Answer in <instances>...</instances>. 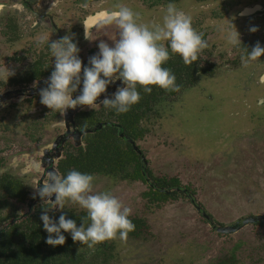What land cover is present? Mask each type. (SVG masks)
I'll return each instance as SVG.
<instances>
[{
    "label": "rangeland",
    "instance_id": "1",
    "mask_svg": "<svg viewBox=\"0 0 264 264\" xmlns=\"http://www.w3.org/2000/svg\"><path fill=\"white\" fill-rule=\"evenodd\" d=\"M116 1L119 6L135 5L150 11L151 7L165 5L170 0H106L96 5L87 4V7L83 6L84 0L65 1L59 8L62 17H57V11L53 10L45 21L39 20L41 24L36 30L29 31V39L10 48L1 45L5 40L1 30L3 21L0 20V55L9 51L8 60L2 64L0 62V71L6 73L7 66L13 68L20 60L28 63L32 58L50 54V40L67 35L86 14L98 12L105 6L109 10H116ZM191 1L187 4V0H176L175 3L178 9L191 17L192 27L208 41V47L202 50L203 56L218 65L217 74L220 75L205 79L187 90L167 111L162 131L169 137L171 145L165 143L164 134H157L154 124V136L141 146L150 160V168L160 175L178 176L183 186L192 189L199 204L218 222L228 226L248 216L264 215V139L257 140L264 138V105L261 102L264 99V84L259 79L264 74V55L247 67L228 65V59L235 57V50L221 38L223 35L219 28L228 25L223 18L232 7H229L231 2L204 0L201 4L196 0ZM7 2L3 14L11 12L22 29L29 30L37 26L35 22L38 19L34 15L41 13L38 7L49 1L35 0L27 7L23 6L22 0ZM238 3H243V0ZM160 7L161 12L164 8ZM161 16L156 13L150 17V13H146V16L141 15V22L159 23ZM50 18L51 22L48 21ZM98 31H101V37L93 38L79 52L82 66L87 65L88 58L98 52V43L101 40L106 42V35L110 46L111 39L118 35L117 29L109 21L98 25L95 33ZM42 37L44 42L40 43ZM257 38L259 43L264 44L263 32ZM49 57L53 62L54 58ZM172 101L170 98L159 105L160 112ZM5 105L0 92V124L12 119L11 113H4L7 112L4 111ZM41 123L42 120H38L26 129L16 128L12 123L14 126L10 131L18 137L0 136V159L8 171L15 172L10 162L16 154L42 148L50 141L51 135L40 127ZM252 132L257 138L250 136ZM219 157L226 160L221 162ZM15 174L21 175V171L17 170ZM145 190L146 186L142 183L94 181V192H111L135 215L137 212L141 215L145 213L143 215L152 227V237L148 236L147 240L139 243L127 241L122 243L124 245H118L121 248L119 254L116 253L118 259L112 264H160L158 257L163 256L192 257L184 264H214L219 258L231 256L233 252L237 254L238 264H264V227L248 226L238 233L219 235L184 198L158 208L147 207L141 197ZM66 205L81 209L76 204ZM17 211L11 206L8 213ZM19 212L26 213V210L19 209ZM201 256L206 258L201 260Z\"/></svg>",
    "mask_w": 264,
    "mask_h": 264
},
{
    "label": "flooded vegetation",
    "instance_id": "2",
    "mask_svg": "<svg viewBox=\"0 0 264 264\" xmlns=\"http://www.w3.org/2000/svg\"><path fill=\"white\" fill-rule=\"evenodd\" d=\"M22 1L23 6L27 7L30 2L35 0ZM43 1L46 2L47 0ZM48 1V3H43V6L38 7L41 10V13L37 12L34 15L35 18L38 19H36L37 22H35L37 26L29 28V30H24L11 12L7 11L3 14L4 9L8 6V2L7 0H0V20L3 21L1 23V30L2 36L5 40L1 45L10 48L27 38L29 39V31L37 29L39 24H41L39 20L41 22L45 21L49 14H53V10L57 11V17H62L63 13H60L59 8L65 1L69 2L70 0ZM104 1L106 0H84L83 4L96 5ZM175 1L176 0H170L167 1L165 5L153 6L150 10L152 12L145 11L141 7L135 5H129L126 7L130 8L135 13H139L138 22H141V15L146 16V13H150V17H153L156 13H160L163 16L167 4L172 2L176 6ZM238 1L239 0H229V2H231L229 7H232L229 9L227 8L228 14L223 18L228 25L232 23L240 33L242 44L239 48L234 47L235 57L233 59H228V65L237 68L241 65V55H246L247 51L251 50V48L256 45L259 41L257 36L261 32L264 34V0H243V3L236 4ZM191 2L193 1L187 0L186 3L188 4ZM196 2L202 4L205 1L196 0ZM115 3L119 6L117 1ZM160 6H163L164 8L161 12L160 8L162 7ZM106 7L107 6L98 12L86 14L84 18L82 17L83 19L80 20V22L76 23L75 26L68 31L67 35L73 37L74 42L77 43L80 51L85 44L89 42V40L84 39V32L88 28L86 24H88L91 17L102 15L103 13L108 15L112 10H109ZM51 20V18L48 19L49 22H51ZM107 21H109V15L108 18L100 20L91 28V30H89L92 33V39L101 34V31L95 33L98 25ZM252 27H256L257 31L251 32L250 28ZM106 42L109 43L107 35ZM261 46L264 47V44H261ZM8 53L9 51H4L2 55H0L1 64L8 60ZM49 55L50 54L45 56L42 55L41 57L37 56L28 61V63L20 60L19 63L16 64L17 66L14 65L13 68H8L7 66L8 70L6 69V74L10 72L12 74L9 76L8 80L6 76L4 79H0V92L3 94V100H5L7 104L4 106V111L7 112L4 113H11L12 115L10 122L0 124V136L7 135L8 138L14 136L18 137V135H14L10 131L14 125L17 126L16 128L26 129V127L33 125V123H36L38 120H42L40 127L51 135L49 139L50 141L48 140L49 142L47 145L43 144L42 148H34L28 152H20L19 155L16 154V156L12 158L10 166L15 172L20 170L21 175H17L13 171H8L5 163L0 159V201H3V204L0 207V260H3L1 261V264H15L18 260H21L18 264H112L118 259L116 253L119 254V249H121L118 245L127 241L139 243L147 240L148 236L152 237V227L149 220L144 216L145 213H142L141 215L137 212L135 215L131 211L129 219L135 227L133 231L128 233L126 240L122 241L117 237L112 240L104 241L96 245L93 249H89L86 245L74 242L69 233H64L66 238L63 245H48L45 243L48 233L43 229V224L40 220L42 212L46 210L47 214L54 222L58 220L61 214H64L66 217L72 215L79 219L86 216L83 209L76 210L69 205H65L64 209H59L58 207L51 208L54 206L51 201L44 202L36 195L37 188L41 183L48 182L49 173L51 172H56L63 176L70 170H77L82 173L93 174L95 176V181L105 180L113 184L142 183L146 186V190L141 194V197L143 201L146 202L147 207L154 206L158 208L163 204L169 202L173 203L180 198H184L192 204L196 211L202 216L203 220L219 235L228 236L238 233L248 226L264 227L263 214L248 216L242 221L235 222L228 226L221 224L212 214L207 212L204 207L199 204L195 193L190 187L183 186L178 176L160 175L150 168L148 162L150 160L147 158V153L141 146V143L143 142H150L156 129L157 134H164L162 131V122L167 117L166 113L167 111H170L174 102L179 99L182 94L187 90L196 87L203 80L220 75L217 74L218 65L213 64L210 60L208 61L203 56L202 51L199 53L198 60L192 65H185L179 55L170 53L168 61L163 66L168 68L172 73L179 68L183 69L182 72H184V76L181 83H178L177 81L179 75L176 72L174 74L176 77V83L180 86L179 91H165L157 87L156 95L155 93L153 94L154 102L150 103L147 107L141 108V114L143 115L140 120L134 124V118H131L136 129L134 132L130 131L127 125L121 124V121L117 118L114 112L105 109L103 105H98L106 96L111 98L116 89L123 86L120 80H116L114 83L109 84L105 93H102L101 96L97 98V105H93L92 108L89 106H77L75 109H67L65 113L61 115L57 112H51L50 109L42 105L40 103L39 91L41 88L46 87V81L54 67V63ZM262 76H264V74H262ZM261 83L264 84V82ZM152 92H154V88ZM79 94L78 87L77 91L73 93V98ZM170 98L173 99V101L170 102L168 106H165L160 112L159 105L165 103L166 100ZM261 102L263 103L262 105H264V99H262ZM92 113L94 114V123L90 124L87 121V116ZM159 122L160 124H158ZM12 123L15 124L13 125ZM108 128L114 130L111 133L115 135L117 143L127 145V150L131 147L132 151L139 157L141 163V179L138 178L131 181L125 179L120 173H118V176L114 177L102 173L101 171H88L87 169H82L81 166H78L80 165L79 163L83 155L87 153L86 148L88 143L86 142V136L97 135L103 131H107ZM127 133L129 135H127ZM252 133L253 134L249 133L250 136L257 138L255 132ZM164 136L165 143L168 142V145H171L168 141L169 137L165 134ZM263 139L264 138H257V140ZM214 160L218 161V159ZM219 160L224 162L226 159L224 157H219ZM37 165L38 168L36 167ZM131 165L133 166V164ZM105 167L108 168L107 165H105ZM129 171L132 173L133 168ZM172 180H176L178 183H173ZM10 181L15 183L13 184V187L14 190L16 189L19 196L12 197L11 194L8 193L7 185ZM157 181H166V187H159ZM49 199L54 201L55 196L53 195ZM11 206H14L15 211H17V209L18 211L19 209H22L26 210V213H18V211L13 214L10 212L8 213ZM252 219H255L256 221L247 222ZM244 222H247V224H244ZM32 224H35L34 226L38 228L32 230ZM77 226H81V223L77 222ZM12 233H15V235L12 238V245H10L6 243V241L8 237H11ZM9 256L10 260L7 262L5 259ZM189 257L175 258L163 256L158 257V259L160 264H184ZM200 258L202 260L205 259L206 256H201ZM11 259L13 260L12 262ZM30 259H33L34 261L31 262ZM236 259L237 254L233 252L231 256L226 255L219 258L214 264H238ZM259 264H263V262Z\"/></svg>",
    "mask_w": 264,
    "mask_h": 264
},
{
    "label": "clouds",
    "instance_id": "3",
    "mask_svg": "<svg viewBox=\"0 0 264 264\" xmlns=\"http://www.w3.org/2000/svg\"><path fill=\"white\" fill-rule=\"evenodd\" d=\"M83 6L87 7L86 4ZM108 15L109 23L115 26L118 35L111 39V46L101 40L97 45L98 52L88 58L87 66H82L80 49L71 35L48 42L54 67L46 87L40 89L39 97L40 103L51 112L63 115L67 109L77 106L92 108L97 105V98L105 93L107 86L120 80L123 86L98 105L117 115L127 113L140 100L138 87L144 93H151V86L165 91H179L175 75L163 66L170 53L179 55L185 65H192L198 60L199 53L208 47L203 34L192 27L191 17L172 2L167 4L159 23L138 22L139 13L122 5ZM219 30L227 45L239 48L242 44L240 33L232 23L221 25ZM250 31L256 32L257 28L252 27ZM84 39L93 41L92 33L85 30ZM43 42L42 37L40 43ZM262 55L264 47L257 42L246 55H241V65L247 67ZM11 74L0 71V79L6 76L8 80ZM260 81L264 82V76L260 77ZM78 87L80 94L73 98ZM94 181L93 174L70 170L63 176L51 172L48 182L39 185L36 195L44 202L51 201L54 205L51 208L64 209L66 203H72L86 213L78 227L74 220L66 218L64 214L54 222L46 210L42 212L40 220L48 233L45 243L63 245V233H69L74 242L93 249L117 237L126 240L128 233L134 230L135 226L129 219L131 209L111 192H94ZM53 195L54 201L49 199Z\"/></svg>",
    "mask_w": 264,
    "mask_h": 264
},
{
    "label": "trees",
    "instance_id": "4",
    "mask_svg": "<svg viewBox=\"0 0 264 264\" xmlns=\"http://www.w3.org/2000/svg\"><path fill=\"white\" fill-rule=\"evenodd\" d=\"M182 71L183 69L180 68L175 70V72L179 75V79H177L178 83H181L183 79L184 72ZM175 72L173 74H175ZM151 87H152V91L154 88V92L151 93H144L143 90L139 88L138 89V91L140 92L139 102L133 105L127 113L119 114V115L116 114L117 118L121 121V124L127 125L130 131L132 132L136 130L134 124L137 123V121H139L143 115L141 114V108L147 107L150 105V103L154 102L153 94L155 93L156 95L157 86H151ZM93 116H94L93 113L87 116L88 123L90 124L94 123ZM131 118H134L133 120L134 124ZM113 131H114L113 129L108 128L107 131L105 132L103 131L102 133H99L97 135L86 136V142L88 143L86 148L87 153L83 155L79 163L80 165L78 166L79 167L81 166L82 169H87L88 171H101L102 173H106L114 177L118 176V173H120L125 179L131 181H134L135 179L138 178L141 179V163L139 157L132 151L131 147H129L127 150V145H123V143H117L115 135L111 133ZM127 135L129 134L127 133ZM131 164H133V166ZM105 165H107L108 168L105 167ZM132 168H133V172L130 173L129 170H131ZM172 182L176 184L178 183L176 180H172ZM166 183H167L166 181L163 182L157 181V184L161 188L166 187L167 185ZM13 184H15L13 181H10L8 183L7 191L9 194H11L12 197H17L19 196V194L16 192V189L14 190ZM2 204L3 201H0V207ZM66 218L74 220L76 224L77 222H80L82 224V220H80L81 218L79 219L72 215H69ZM34 225L35 224H32V228H31L32 230L38 228ZM85 225H87L86 220H85ZM14 235L15 233H12L11 237L7 238L6 243L12 245L11 242ZM9 258L10 256L7 257L5 260L8 262L10 260ZM1 261L3 260L2 259L0 260V264ZM12 261L13 260L11 259V262ZM20 261L21 260H18L15 264H18ZM32 261L34 260L32 259L31 262Z\"/></svg>",
    "mask_w": 264,
    "mask_h": 264
},
{
    "label": "water",
    "instance_id": "5",
    "mask_svg": "<svg viewBox=\"0 0 264 264\" xmlns=\"http://www.w3.org/2000/svg\"><path fill=\"white\" fill-rule=\"evenodd\" d=\"M105 18H108V15H107L106 13H103L102 15H97V16L91 17V18L89 19L88 24H86L87 27H88V28H87V31L91 30V28H92L93 26H95V24H96L97 22H99L100 20L105 19ZM255 221H256L255 219H252V220H249V221H247V222H255ZM247 222H244V224H247Z\"/></svg>",
    "mask_w": 264,
    "mask_h": 264
}]
</instances>
